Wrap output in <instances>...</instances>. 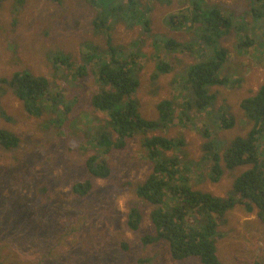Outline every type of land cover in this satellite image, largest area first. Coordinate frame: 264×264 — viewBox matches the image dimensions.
<instances>
[{
  "label": "rangeland",
  "instance_id": "1",
  "mask_svg": "<svg viewBox=\"0 0 264 264\" xmlns=\"http://www.w3.org/2000/svg\"><path fill=\"white\" fill-rule=\"evenodd\" d=\"M62 1L26 0L24 11L16 13L13 0H0V129H8L19 138L13 149L0 148V245L5 247L1 263L182 264L171 259L165 241L143 243L141 240L142 234L154 232L149 220L153 205L138 198L129 185L130 182L143 181L151 169L140 143L141 135L130 136L122 147L110 149L106 154L109 175L94 176L85 167V161L93 151L87 147V151L85 149L73 155L64 147V152L63 140L68 141L65 140L67 135L63 134L66 129H63L62 135H58L53 125L54 115L44 116L42 112L33 116L24 111L9 85L12 73L25 68L24 71L28 70L32 75L47 77L48 89H53L50 86L53 80L65 86L64 93L68 99H74L82 92L81 88L71 86L61 78L66 66L62 67V72H56L55 78L47 68L57 49L68 55L73 53L78 58V51L85 50V42L99 35L92 24L97 6L94 7L91 0ZM146 1L150 6L147 16H150L151 34H163L181 41L190 39L193 30L184 27L178 30L165 20L168 14L185 6L187 0ZM203 2L215 3L223 11L228 10L233 16L247 22L250 27L248 34L255 38L251 32L258 24L251 18L252 3L249 0ZM112 35L115 44L131 46L134 40L142 44L145 56L139 58L140 68L135 67L140 84L134 93L141 115L145 118L156 117V104L164 98L174 100L177 112L178 92L172 79L178 78L180 69L190 62V55L182 53L168 58L160 54L159 57L164 58L172 70L158 73L157 77L158 55L152 46L153 36H145L139 24L128 26L122 22L115 25ZM260 36L264 37L262 32ZM238 39L239 36L232 29L221 39L222 45L229 49V60L223 72L232 79L225 86H219L221 91L215 108L224 106L233 124L229 129L222 128L219 121L214 134L225 145L228 144L227 140L229 142L236 136L244 135L250 128L244 123L245 117L237 103L264 81V47H258L260 45L255 43L257 46H249V52H242L236 46ZM97 42L104 44L101 38ZM78 79L86 95L80 96L79 101L72 104L76 105L72 115L84 116L92 108L89 98L97 85L92 74L79 75ZM44 107L45 104H42ZM196 126L201 127L200 122H196ZM159 133L184 135V162L193 160V169L205 172V167L201 169L196 165L202 154L201 145L206 140L199 130L180 127L179 130L171 128ZM75 142L80 148L83 145L81 139ZM60 151H63L64 158H60L58 165L42 159L48 154L56 157ZM186 156L188 160H185ZM63 166L67 168V174H62ZM237 174V169L224 168L219 181L205 178L194 187L225 197ZM64 176L67 177L66 181ZM35 181L52 183V200L48 205L40 206L41 203L35 201ZM86 182L89 187L83 195L72 194L73 183ZM33 201L36 206L31 207ZM138 202L145 204L144 219L140 230L133 231L127 228L126 217L129 205ZM222 219L227 222L219 224L217 229L220 236H217L216 255L220 262L242 264L259 261L264 264V223L259 222L256 212L248 213L244 205L236 203ZM138 258L152 259V262L140 263ZM191 260L194 261L190 263ZM190 261L184 264H197L196 259Z\"/></svg>",
  "mask_w": 264,
  "mask_h": 264
},
{
  "label": "trees",
  "instance_id": "2",
  "mask_svg": "<svg viewBox=\"0 0 264 264\" xmlns=\"http://www.w3.org/2000/svg\"><path fill=\"white\" fill-rule=\"evenodd\" d=\"M58 1L63 3L62 0ZM90 2L97 6H94L96 11L92 24L99 35L85 42V50L78 51V58L73 53L68 55L57 49L47 68L52 78H55L56 72H62V67L66 66L61 78L67 84L81 88L82 92L74 99H68L64 93L65 86L53 80L50 85L53 89H48L47 77L32 75L28 70L15 72L9 85L24 111L33 116L40 115L42 111L44 116L54 115L53 125L58 135H62L63 129H66L63 134L67 135L65 140L68 141L63 140L64 152V147L73 155L85 149L87 151V147L94 152L85 162L87 170L94 176L109 175L106 154L110 149L122 147L130 136L141 135L140 143L151 163V169L143 181L130 182L129 185L138 198L153 205L149 220L154 232L142 234V242L165 241L170 258L182 264L190 259H196L197 264H223L216 255V243L217 236H220L217 230L219 224L227 222L222 219L225 212L236 203L241 204L248 213L255 211L259 222L264 223V81L237 103L245 117L244 123L250 128L244 135L236 136L229 142L227 140V145L219 141L214 134L218 122L221 123L220 127L228 129L233 124L224 106L215 108L221 91L219 86H225L232 79L223 72L229 60V49L222 45L221 39L232 29L239 36L236 46L242 52H249V46L255 43L260 45L258 47H264V37L262 39L260 36L261 32L264 35V0H258L256 4L255 0H249L252 3L251 18L258 24V28L254 26L251 32L255 38L248 34L249 24L228 10L223 11L219 5L203 0H187L185 6L168 14L165 19L178 30L182 27L193 30L187 41L174 40L163 34H151L150 16H147L150 6L146 0ZM25 5L26 0H13L16 13H22ZM119 22L128 26L141 25L145 36H153L152 46L156 53H166L164 56L168 58L175 54L190 53V62L180 69L181 73L176 80L172 79L176 82L178 92L177 112L174 100L170 98L157 102L156 117L145 118L138 111L134 93L140 81L135 67L140 68L139 58L144 57L145 53L137 40L132 41L131 46L114 43L112 30ZM256 29L261 30L260 34ZM98 38L103 39L104 44L98 43ZM189 41L192 47H188ZM46 59L49 58L46 56ZM156 69L158 72L155 76L158 77V73L170 72L172 67L158 56ZM88 74L94 75L97 85L89 98L92 108L84 116L72 115L76 106L72 104L78 102L80 96L86 95L84 86L78 83L79 75ZM232 76L235 78V74ZM42 104H45L44 108ZM59 104L61 107L57 108ZM196 122H200L201 127L197 128ZM180 127L197 129L206 139L201 145L202 154L196 164L201 169L205 167V172L193 169L195 162L188 160L187 156L185 160L188 161L184 162V135L159 133L171 128L179 130ZM76 139L82 140L81 148L75 145ZM18 141L19 138L12 131L0 129V148L13 149ZM39 145L45 147L42 143ZM63 151L57 152L56 157L48 154L42 159L58 165L60 158H64ZM224 168L238 171L225 197L194 187V184L205 178L219 181ZM62 172L67 174V168L63 166ZM63 179L66 181L67 177ZM35 183V201L41 203L40 206L48 205L52 200V183ZM88 187V182L73 183L71 192L73 195H83ZM34 206L33 201L31 207ZM144 207L145 204L139 202L129 205L127 228L140 230ZM4 253L5 247L0 245V258H3ZM149 260L138 258L140 263L152 262V259Z\"/></svg>",
  "mask_w": 264,
  "mask_h": 264
},
{
  "label": "clouds",
  "instance_id": "3",
  "mask_svg": "<svg viewBox=\"0 0 264 264\" xmlns=\"http://www.w3.org/2000/svg\"><path fill=\"white\" fill-rule=\"evenodd\" d=\"M190 24V23H189ZM193 24V23H192ZM234 31V30H233ZM171 38V37H170ZM175 40V39H174ZM188 39H186V41H187ZM181 41V40H180ZM188 47H192V43L189 41L188 42ZM184 53H186V54H189L190 55V53L189 52H184ZM160 54H162V52H159V53H157V55L159 56ZM166 53H163L162 55H165ZM24 69L25 68H23V69H21V70H15L12 74H14L15 72H18V71H24ZM89 75V74H88ZM16 96V95H15ZM16 98H17V96H16ZM18 99V98H17ZM20 101V100H19ZM43 113H44V111H42ZM145 152V151H144ZM93 154H94V152H93ZM92 154V155H93ZM86 162V161H85ZM85 167H86V165H85Z\"/></svg>",
  "mask_w": 264,
  "mask_h": 264
},
{
  "label": "bare ground",
  "instance_id": "4",
  "mask_svg": "<svg viewBox=\"0 0 264 264\" xmlns=\"http://www.w3.org/2000/svg\"><path fill=\"white\" fill-rule=\"evenodd\" d=\"M46 2V1H45Z\"/></svg>",
  "mask_w": 264,
  "mask_h": 264
}]
</instances>
